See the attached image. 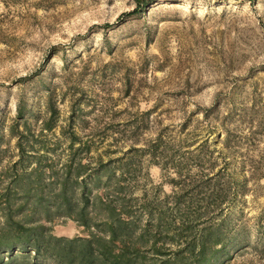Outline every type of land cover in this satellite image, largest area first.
I'll return each instance as SVG.
<instances>
[{
    "label": "rangeland",
    "instance_id": "374dc122",
    "mask_svg": "<svg viewBox=\"0 0 264 264\" xmlns=\"http://www.w3.org/2000/svg\"><path fill=\"white\" fill-rule=\"evenodd\" d=\"M145 1L131 14L133 0H0V169L16 159L9 129L25 123L57 168L71 133L83 161L118 160L114 175L153 211L176 214L171 180L193 191L215 176L229 185L221 264H264V0ZM190 199L200 221L217 213Z\"/></svg>",
    "mask_w": 264,
    "mask_h": 264
},
{
    "label": "trees",
    "instance_id": "16d2710c",
    "mask_svg": "<svg viewBox=\"0 0 264 264\" xmlns=\"http://www.w3.org/2000/svg\"><path fill=\"white\" fill-rule=\"evenodd\" d=\"M146 5L145 0H133L131 14ZM20 111L17 105L18 118ZM51 117L43 121L39 136L52 129ZM9 133L15 139L16 159L0 169V264H221L227 256L230 239L216 225L229 190L227 181L219 185L215 176L199 178L188 191L190 182L171 180L175 187L170 199L176 210L171 215L136 203L121 175H114L118 160L102 161L97 155L94 165L83 161L89 147H75L73 133L66 144L67 157L58 168L47 155L44 140L25 123L20 131L14 126ZM186 194L189 198L183 201ZM196 195L203 208L214 205V217L200 221L206 211L193 206L190 198ZM37 214L46 223L53 218L70 220L86 236H54L44 224L33 221Z\"/></svg>",
    "mask_w": 264,
    "mask_h": 264
}]
</instances>
